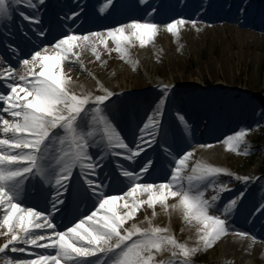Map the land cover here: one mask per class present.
<instances>
[{
  "label": "snow or ice",
  "instance_id": "6c2138e0",
  "mask_svg": "<svg viewBox=\"0 0 264 264\" xmlns=\"http://www.w3.org/2000/svg\"><path fill=\"white\" fill-rule=\"evenodd\" d=\"M43 3L44 0H39L40 5ZM110 3L111 0H107L101 11ZM21 5L38 8L36 0H0V20L12 19L19 9L24 20L39 23L34 16L26 14ZM196 23L184 19L164 25L133 21L105 32L62 34L50 49L34 51L30 59L20 58L22 71L10 63L7 67L0 64V82L7 89L0 92V236L5 237L0 253L6 257L4 264H191L195 254L211 249L231 232L232 211L245 193L240 192L221 209L217 203L221 200L220 193L232 190L220 177L233 174L225 168L197 161L191 173L184 175L192 152L173 156L165 148V154L172 158L168 161L166 179L161 183L147 179L155 168L151 159L143 163L139 171L118 165L119 176L109 184L91 178L99 175L97 169L103 167L105 156L135 162L145 151L142 145L150 147L156 143L157 134L163 132L161 117L169 86L161 85L160 99L153 113L139 127L140 135L133 148L106 112L114 93L106 88L101 95L77 93L72 90L71 77L64 71L66 66L79 61L83 49H90L99 60L97 45H101L109 52L116 51L128 62L126 45L133 40L144 47L153 41L161 27L177 36L185 24L195 28ZM38 34L43 36L44 32ZM108 40L114 48H108ZM179 119L186 124L183 116ZM246 136L247 130L241 129L226 137L223 141L226 150L249 155L248 147L243 152L240 150ZM76 168L80 170L83 178L80 187L91 202V208L70 226L62 227L56 222L54 212L60 211L57 205H66L65 194H72ZM235 179L245 184L250 181L247 176H235ZM26 181L55 187L53 211L23 203L21 197ZM111 183L118 184L119 190L106 191ZM209 189L214 193L210 198L205 195ZM169 198L176 202L169 204ZM157 204L165 211L169 208L179 211L183 221L195 228L194 246L179 242L167 227L155 226L151 221L147 228L135 223L125 227L145 205L153 209L155 216ZM257 211L264 212V204ZM234 234L255 241V237L246 232ZM18 245L46 251L35 253L34 259L7 258L8 250L12 253L27 251L26 247ZM165 251L170 253V258L157 259L158 254Z\"/></svg>",
  "mask_w": 264,
  "mask_h": 264
},
{
  "label": "bare ground",
  "instance_id": "6f19581e",
  "mask_svg": "<svg viewBox=\"0 0 264 264\" xmlns=\"http://www.w3.org/2000/svg\"><path fill=\"white\" fill-rule=\"evenodd\" d=\"M83 4L85 5L81 12L75 14L77 4L73 0H64L61 9L56 11L61 12V16L55 18H59L66 24L56 26V23L48 21V16L40 18V23L36 25V28L43 31L44 35L41 38L33 39L27 50L14 42L11 44L15 48L16 52L14 53L24 56L36 50L50 49L56 38L62 34L82 35L90 31L105 32L109 28L133 21H150L159 25L177 19L197 22L195 28L191 24H185L179 29L177 36L171 35L161 27L153 41L144 47L133 40L131 44L126 45L128 62L121 59L120 54L116 51L109 52L103 46L97 45V51L100 54L99 60L95 58L90 49H83L79 61L64 68V71L72 79V90L77 93L92 92L94 95H101L104 88L113 93L119 89L117 94L111 98V102H106L108 103L106 112L110 114L117 129L133 148H135V142L140 135L139 127H142L138 125L139 122L146 116L144 123L147 117L153 113L162 94L161 85L169 86L165 110L161 117L163 132L157 134L156 143L150 147L142 145L145 147V151L140 153L135 162L120 157L105 156L103 167L108 160L110 161L109 165L112 162L115 163L114 166L111 164L113 167L109 169V177L105 178L108 171H104L102 167L97 169L99 175L92 176V179L109 184L112 177L115 180L119 176L118 165L136 169L147 158H153L157 163L147 179L161 183L166 179L170 167L168 161L172 158L165 154V148L173 156L177 153L182 155L183 152L188 151L193 155L184 175L191 173V167L197 161L225 168L233 174L228 176L230 178L228 188L232 191L222 192L221 200L217 201L219 207L223 209L224 204L239 195L240 189L245 184L243 181L235 179V176H238L236 170L240 168L241 164L231 156L233 151L226 150L223 141L226 137L244 129L242 119L250 113H255L254 124L250 129H245L251 140L253 133L257 131V127L264 119V113L253 110V104H251V110L246 109L251 102L261 103V100L254 96V86L251 80L246 79L244 83H241L245 86L241 89L250 93L247 94L244 90L235 92L231 86L238 83L237 78L233 77L231 83H225L224 79H220L217 70L221 69L223 72L229 70L231 61L234 62V65L236 62L237 67H240L243 62L246 66L249 62H255L256 54L255 50L251 49V45L254 42L261 46L264 44V0H199V2L197 0H143V2L142 0H120L117 6H113L112 3L108 4L104 11H101V8L107 3L99 0H86ZM156 10H159V14L153 16ZM147 12L150 15L144 18V13ZM83 14L85 19L79 20V16L83 17L81 16ZM226 29L232 33L234 42L239 47L237 53H228L227 49L223 48L221 58H213L212 63L205 64L204 68L195 74H186L185 63H183V71H179L181 59L189 60L194 50L197 48L202 50L204 44L211 39L213 42H217L215 37L218 31ZM108 48H114L111 40H108ZM260 60H263V57ZM160 68H165L164 77L166 79L164 80L155 79L159 75ZM212 68L215 70L219 83L216 86L208 87L204 78L205 70L210 71ZM126 84L130 85V91H126L127 88L123 87ZM200 84L207 90L201 88ZM137 93L145 94L137 98L131 97V94ZM172 116L173 122H175L173 125L172 122L170 123ZM180 116L184 117L186 124L181 122ZM193 116H196L195 120L197 121L194 126L188 123ZM260 116L261 120H259ZM200 118H203L202 122ZM199 121L203 123V126L196 129L195 126L200 124ZM201 145H212V147L202 148ZM234 164H237V167ZM105 168H107L106 164ZM77 174L80 175L79 168L73 170V181L78 178ZM25 184L26 188L21 197L23 203L50 211L48 205H52L55 187H50L47 184L41 185L36 181H26ZM82 184L81 181L80 185ZM80 190L83 194L81 187ZM88 195L91 196V193ZM63 198L66 205H57L60 211L54 212V215L57 217L58 224L70 226L69 224L77 216L81 217L87 208L84 209V202L80 203L76 190H72L71 195L66 193ZM85 200L88 201L86 198ZM175 202L172 198L168 200L169 204ZM80 205L82 206L79 207ZM72 206L77 208L74 212L76 210L79 212L74 217H66L65 214L69 210L72 211ZM249 212L246 210L242 198L238 201L237 207L232 211L230 217L231 232L215 242L211 248L214 253L217 252L216 244L223 243L226 249L241 253V259L247 258L246 255H249L253 263L264 262V222L256 221L253 216L248 218ZM155 213L156 215L153 216V209H149L145 205L137 212L133 220L125 224V227H130L135 223L141 228H147L148 221H151L155 226L167 227L169 231L171 226L174 231L180 229V231L186 232L183 242L180 238H176L179 242L189 246L195 245L196 230L183 221L179 211L171 208L165 211L157 204ZM236 232H246L255 237V241L253 242L248 236H237L234 234ZM1 238L5 241V237L0 236ZM18 246L26 247L27 251L13 255L7 253V258L33 259L35 253L46 251L26 245ZM161 254L162 256L158 254L157 259L167 260L170 258V253L167 251ZM236 257L237 255H234L233 259L236 260ZM5 258L4 253H0L3 264Z\"/></svg>",
  "mask_w": 264,
  "mask_h": 264
},
{
  "label": "rangeland",
  "instance_id": "374dc122",
  "mask_svg": "<svg viewBox=\"0 0 264 264\" xmlns=\"http://www.w3.org/2000/svg\"><path fill=\"white\" fill-rule=\"evenodd\" d=\"M85 1L86 0H73V2L77 4L75 14L80 13L81 7L79 5ZM99 1L107 3V0H99ZM119 1L120 0H111V3L113 6L114 5L117 6L119 4ZM36 2L38 4L37 9H29L27 7H24L23 5H21V7H23V10L26 14L34 16L36 19H38L39 23H40V18L48 16L47 17L48 21H51L52 23H56V26H61L66 24V22L59 20V18H55L61 16V12H56V11L61 9L62 5L64 4V0H44V3L42 5L39 4V0H36ZM157 14H159V10H156L155 13H153V16ZM149 15L150 13L148 12L144 13V18H147ZM81 19L82 17L79 16V20ZM130 20L132 21V19ZM39 23H30L29 21L24 20L19 15V9H17V11L13 14L12 19L0 20V64H3L5 67H7L8 64L10 63L18 71H22V67L19 63V59L20 58L30 59V55L33 52L24 56L17 55L14 53L16 51L11 44H13L14 42L18 43L20 44V47L27 50L29 46H31L33 39L41 38V35L38 34L39 30H37L36 28V25H39ZM122 24H127V23H122ZM215 38L217 42L215 41L213 42L211 39L204 44L202 50H199L198 48L194 50L189 60L181 59L179 65V71H183V65H184L183 63H185L186 74L187 75L195 74L199 70L203 69L205 64H208L209 62L212 63L213 58H221L223 48H226L228 53H237L239 47L237 44H235L236 42H234L232 33L229 30L227 29L225 31L219 30ZM54 43L55 41L53 42V44ZM251 47L252 50H255V54H256L255 62H249L247 66L243 62L240 67H237L236 62L234 65V62L231 61L229 62V70L223 72L221 69H219L217 70V73L219 74L220 79H224L225 83H231L233 77L237 78L238 83L235 86H231L232 90H234L235 92H241L242 90L245 91V89H241V88H245V86L241 83H244L246 79L251 80V83L254 86V90H253L254 96L259 98L261 100V103L251 102L246 107V109L251 110L252 109L251 104H253L254 105L253 110H256V112L264 113V44L261 46L257 42H254L253 45H251ZM261 57H263V60H260ZM164 75H165V68H160L159 75L155 77V79L164 80L166 79ZM204 78L206 81V85L208 87L216 86L219 83V79L216 76L214 68H212L210 71L206 69ZM199 86L204 90H207L205 86L202 87L203 86L202 84H200ZM123 87L127 88L126 91H130L131 89L130 85L127 84ZM6 90H7L6 85L0 82V92H4ZM178 90H180V87H178ZM118 91L119 89H116L114 91L113 96H115ZM245 93L248 94L250 92L246 90ZM254 117H255V113H250L246 118L242 119L241 122L242 125L244 126V129H250V127H252V125L254 124L253 123ZM145 118L146 116L142 118V120L138 124L139 126L142 124ZM193 119H191L189 123H192L194 121ZM259 120H261V116ZM192 125L194 126L195 124L193 123ZM202 126L203 124L200 123L197 126H195V128L199 129ZM245 147L249 148L250 150L249 155H243V154L238 155L236 154V152L231 153L232 154L231 156L235 158V160H238L239 163L241 164L240 168L236 170V174L238 176H247L250 178V181L247 184H244V186L240 189V192L245 193L243 197V201L245 203L246 210L250 211L249 212L250 215L248 216V218L253 216L255 217L256 221L264 222V212L257 211V209L262 204H264V119L262 120V123L260 122L259 126L257 127V131L253 133L251 140H250V136L247 135L245 137V142L240 145L241 152H243V149ZM149 159L151 158H147L146 160L141 162V164L135 170L139 171V167ZM151 160L155 163L156 166L157 162L153 158ZM108 162L110 163V161L108 160L106 163H104V167H103L104 171H108L105 178L109 177L110 174L109 169L115 165V163L113 162L111 163L113 164V166L111 164L109 165ZM105 164L107 165V168H105ZM234 166L237 167V164H234ZM113 178L114 177H112L111 182L114 181ZM220 179L224 184L227 185V187L229 186L230 178L228 176H221ZM81 181L83 182V178H81V176L79 175L78 178H76V180L73 181L72 189L76 190V194L78 195L80 203L84 202L83 204L84 209L85 207L89 209L91 208V202L85 200V196L84 194H82L80 190ZM119 187L120 186L118 184L111 183L110 188H108L107 191L119 190ZM213 194L214 193L212 192L211 189H209L205 193L206 197L209 198ZM81 206L82 205H80L79 207ZM49 207H50V211H53L51 204L48 205V208ZM71 209L72 211L69 210L65 214L66 217H70V216L74 217L79 212L78 210L74 212V210L77 209L76 207H73ZM78 217L79 216H77L76 219ZM170 234L175 236V238H180L181 242H183L186 237V232L180 231V229L174 231L171 226H170ZM4 242H5L4 239L1 238L0 244H3ZM216 250H217L216 253H214L212 249L198 252L195 258L191 259V264H257V263H253V261L250 260L249 255H246L247 258L241 259L240 258L241 253H238V251L235 250L226 249L223 243H217ZM7 253L10 255L14 254L10 250H8ZM234 255H237L236 260L233 259ZM160 256H162V254H160ZM0 264H3V259H0ZM258 264H264V262H260Z\"/></svg>",
  "mask_w": 264,
  "mask_h": 264
}]
</instances>
